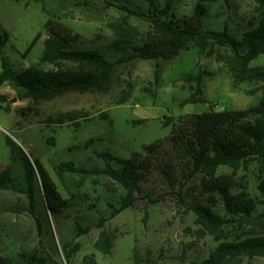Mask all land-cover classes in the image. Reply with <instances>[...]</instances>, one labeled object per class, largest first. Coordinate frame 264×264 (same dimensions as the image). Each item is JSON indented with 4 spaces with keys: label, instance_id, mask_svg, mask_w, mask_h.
Masks as SVG:
<instances>
[{
    "label": "rangeland",
    "instance_id": "1",
    "mask_svg": "<svg viewBox=\"0 0 264 264\" xmlns=\"http://www.w3.org/2000/svg\"><path fill=\"white\" fill-rule=\"evenodd\" d=\"M164 1L156 3L161 6ZM170 1L172 12L180 18L191 15L196 3L205 5L204 27L221 30L227 26L235 36L241 35L255 15L250 0ZM124 7L147 14L144 0H0V24L9 35L4 52L16 69L38 65L47 37L45 23L53 18L80 34L82 48H98L114 59L120 55L112 46L118 38L114 25L124 20L138 33L135 39L150 25L146 16L130 14ZM38 34L40 37L32 44ZM200 67L205 70L203 85L208 102L184 104L191 85L187 77ZM249 67H264V54ZM156 69L158 82L154 80ZM0 93H7L8 103L13 99L9 111L0 108V170L10 167L8 185L0 191V257L6 264H82L84 257L91 254L97 264H198L218 244L212 236L200 233L195 215L177 197L178 192L182 193L187 204L201 201L224 215L222 200L218 195L204 193L198 179L190 178L181 188L172 189L155 177L146 183V189L158 202L138 200L135 206L108 218L110 204L116 205L124 193L118 184L102 174L63 172L58 176L56 169L62 161L101 168L104 162L93 154V149L128 158L133 152H140L144 144L168 135L170 126L162 123L167 117L210 108L240 110L255 106L264 99L258 82H233L221 63L213 56L200 57L192 46L170 60L135 58L117 65L103 92H73L38 103L21 99L6 83L0 85ZM125 97L127 100H123ZM66 112L80 117L74 121L77 125L52 122ZM101 115L106 118L100 119ZM6 136L41 161L62 197L68 200V207L61 214L50 216L45 210L43 191L36 188L37 212L43 223L41 236L28 211V199L21 192L22 168L10 161ZM51 137L55 145L48 144ZM90 138L94 142L85 148ZM219 173L233 175L238 191L245 189L254 199L256 213L264 212L255 162L234 172L220 168ZM101 218H108L102 228L97 225ZM76 223L87 228V232L78 234ZM102 229L112 237L109 253L94 247ZM230 229L236 238L250 226L234 224ZM64 244L67 251H73L68 261ZM238 264H264V257H242Z\"/></svg>",
    "mask_w": 264,
    "mask_h": 264
},
{
    "label": "trees",
    "instance_id": "2",
    "mask_svg": "<svg viewBox=\"0 0 264 264\" xmlns=\"http://www.w3.org/2000/svg\"><path fill=\"white\" fill-rule=\"evenodd\" d=\"M21 2V0H13ZM146 12L130 10V14L146 16L149 28L135 39L136 30L124 20L116 24L118 38L113 41L114 50L120 52L114 59L98 48H82L81 36L71 27L53 18L45 23L47 37L38 65H29L22 69L13 67L4 49L9 40L8 33L0 24V85L7 84L17 91L21 99L33 103L50 101L68 93L103 92L110 77L119 64L135 58L143 60H170L183 50L192 46L197 48L200 57L214 59L221 63L231 74L233 82L250 80L259 83L264 92V67L251 68L249 64L260 54H264V0H250L255 15L247 23L240 36H235L224 26L221 30L205 28L202 17L206 6L196 3L191 15L176 17L172 12L170 0L158 5L156 0H144ZM40 37L38 34L32 44ZM121 44V45H120ZM42 64L49 68L41 67ZM205 70L199 68L195 74H189L188 96L183 103L205 104L207 99L203 85ZM154 80L159 81L157 69ZM127 100V97L123 98ZM0 108L9 111L8 97L0 93ZM80 118L75 112L60 113L53 123L63 124ZM101 115L100 119H105ZM163 126H170L167 136L144 144L140 152H133L123 158L110 151L92 150L104 164L98 167L77 166L71 161H62L56 169L60 176L63 172L105 175L118 184L123 195L116 205L110 204L108 218L116 216L126 208L135 206L138 200L156 203L152 191L146 189V183L156 178L163 179L168 186L181 188L190 178L199 180L201 190L209 196L218 195L223 202L225 214L222 215L201 201L187 204L182 193L178 200L186 210L195 215L201 234H208L218 241L209 255L198 264H238L242 257H264V212L256 213V203L248 192L238 191L233 175L219 173L220 168L232 172L255 162L259 171L257 189L264 197V99L255 106L234 110L223 108L200 113H187L175 118L167 117ZM9 147L10 161L19 163L24 179L21 189L28 199V211L35 219L38 235L43 233V223L37 212L36 188H41L45 198V210L50 216L59 215L68 207L57 185L52 180L41 161L27 153L10 137H5ZM49 145H55L53 137L47 139ZM93 138L86 141L89 148ZM9 166L0 170V191L8 185ZM184 181V182H181ZM181 191V189H179ZM108 218H101L98 227H103ZM250 226L244 235L232 236L231 227ZM78 234L87 232L76 223ZM68 261L71 252L67 251ZM112 237L102 229L94 247L102 253H109ZM0 264H6L0 257ZM82 264H97L94 255L84 257Z\"/></svg>",
    "mask_w": 264,
    "mask_h": 264
},
{
    "label": "water",
    "instance_id": "3",
    "mask_svg": "<svg viewBox=\"0 0 264 264\" xmlns=\"http://www.w3.org/2000/svg\"><path fill=\"white\" fill-rule=\"evenodd\" d=\"M12 100H13V99H10V100H9V103H10V104H12V103H13V101H12ZM164 119H165V116L163 115V116H162V120H164Z\"/></svg>",
    "mask_w": 264,
    "mask_h": 264
},
{
    "label": "crops",
    "instance_id": "4",
    "mask_svg": "<svg viewBox=\"0 0 264 264\" xmlns=\"http://www.w3.org/2000/svg\"><path fill=\"white\" fill-rule=\"evenodd\" d=\"M9 86V85H8ZM4 94H7V93H4Z\"/></svg>",
    "mask_w": 264,
    "mask_h": 264
}]
</instances>
